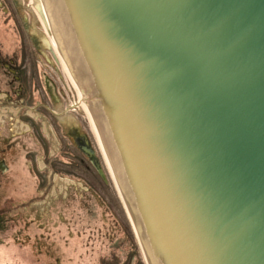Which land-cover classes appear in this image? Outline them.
<instances>
[{"label":"water","instance_id":"1","mask_svg":"<svg viewBox=\"0 0 264 264\" xmlns=\"http://www.w3.org/2000/svg\"><path fill=\"white\" fill-rule=\"evenodd\" d=\"M40 1L145 263L264 264V0Z\"/></svg>","mask_w":264,"mask_h":264},{"label":"flooded vegetation","instance_id":"2","mask_svg":"<svg viewBox=\"0 0 264 264\" xmlns=\"http://www.w3.org/2000/svg\"><path fill=\"white\" fill-rule=\"evenodd\" d=\"M26 12L24 1L0 0V202L7 197L6 189L16 185L20 190L24 182L31 184L30 177L39 187L59 180L93 195L97 178L106 183L98 170L95 131L66 117L67 111L77 113L78 89L70 77L66 80L55 51L59 63H51V48L30 30ZM67 90L77 99L58 111ZM19 150L26 156V171L20 166ZM3 215L0 208V228L5 224ZM141 258L136 264H146Z\"/></svg>","mask_w":264,"mask_h":264},{"label":"rangeland","instance_id":"3","mask_svg":"<svg viewBox=\"0 0 264 264\" xmlns=\"http://www.w3.org/2000/svg\"><path fill=\"white\" fill-rule=\"evenodd\" d=\"M21 1H24L26 16L29 17L30 30L40 41L48 43L51 63L57 65L55 53L59 60L61 58L51 42L52 35L50 37L42 16L41 1ZM60 62L63 66L62 60ZM65 74L69 81L67 72ZM67 92L66 102L59 105L58 111L77 99L69 90ZM77 93L80 98L78 90ZM81 104L78 114L67 111L66 117L91 126L90 115ZM97 149L106 183L97 178L92 184L93 195L73 189L77 184L68 185L59 180L39 187L37 179L31 180V177V184L24 182L20 190L16 185L6 189L7 197L0 202L5 220L0 228V264H122L126 261L136 264L138 254L142 257L139 249L137 254L129 256L134 250L133 230L99 144ZM18 152L20 166L26 171L24 151ZM18 172L22 174L20 169ZM40 190L44 194L40 195ZM133 237L137 244L134 233Z\"/></svg>","mask_w":264,"mask_h":264},{"label":"bare ground","instance_id":"4","mask_svg":"<svg viewBox=\"0 0 264 264\" xmlns=\"http://www.w3.org/2000/svg\"><path fill=\"white\" fill-rule=\"evenodd\" d=\"M41 10H42V16H43V18H44L45 23L48 25V27L50 26V24L52 25L53 33L55 34V36L53 35V36H54V38H53V36L51 37V34H50L51 42H52V44L54 45V47H55V46L57 47V46H58L57 43L59 44L58 39H57V34H58V31H59V28H60L61 24L56 23V22H54V21H51V20H49V19H46V16H45V13H44L43 7H42ZM54 40H55V41H54ZM56 40H57V41H56ZM55 42H56V43H55ZM59 46H60V45H59ZM59 46L57 47L58 49L60 48ZM59 51H60V49H59ZM60 54H61L62 58H64V56H65L69 61H74L73 58H71V57H69V56L63 54L62 51H60ZM63 65H64V69H65V71L67 72L68 76L70 77V79L72 80V82H74V85H75L76 87H78L77 84H76V82L74 81L72 75L69 74V71H68V68H67V66H66V63L64 62V59H63ZM76 65H78V64H76ZM77 89H78L79 95H80V97H81V103H82L81 106H82L83 109H84V110L90 115V112H89V110H88V107H87V104H86V101H85L84 95H83L82 91L79 89V87H78ZM89 119H90V123H91L92 129L95 131V135H96V137H97V142H98V144H99L100 147H101L102 154H103V157H104V159H105V162H106V164H107V166H108V168H109V170H110V173L112 174V177H113V179H114V176H113V173H112V170H111L110 164H109V162H108V159H107V156H106V153H105L104 147H103V144H102V142H101V139H100L99 133L96 131L95 125H94V123L92 122L91 115L89 116ZM114 180H115V179H114Z\"/></svg>","mask_w":264,"mask_h":264},{"label":"trees","instance_id":"5","mask_svg":"<svg viewBox=\"0 0 264 264\" xmlns=\"http://www.w3.org/2000/svg\"><path fill=\"white\" fill-rule=\"evenodd\" d=\"M131 238H132V241H133V248L134 250L130 253V256H132L133 254H137V251L139 249L138 245L135 243V240H134V237H133V232L131 233ZM138 258L140 259V262H142V258L139 256L138 254Z\"/></svg>","mask_w":264,"mask_h":264}]
</instances>
